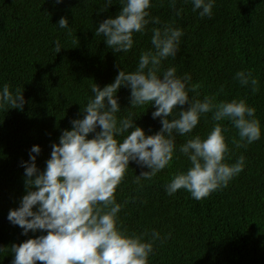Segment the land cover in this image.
Returning a JSON list of instances; mask_svg holds the SVG:
<instances>
[{
    "label": "trees",
    "instance_id": "1",
    "mask_svg": "<svg viewBox=\"0 0 264 264\" xmlns=\"http://www.w3.org/2000/svg\"><path fill=\"white\" fill-rule=\"evenodd\" d=\"M104 5L105 0H0V88L8 83L10 91L21 90L26 100L22 111L10 106L0 109V264H12L13 244L41 235L40 231L24 235L7 219L26 194L22 162L29 160L31 147H41L36 164L43 170L52 144L59 142L63 130L71 129V120L83 118L81 108L93 95L91 85L103 88L114 82L119 70H135L140 53L151 47L150 29L161 26L149 25L147 33L135 34L131 51L115 53L95 29L103 19L115 17L121 5L113 0L100 12ZM176 8H183L182 15L175 14L168 0H153L151 8L162 24L184 30L180 51L163 67L175 66L177 75H191L197 88L190 96L246 99L256 108L262 135L246 147H237L233 142L239 139L237 130L230 121L220 122L228 129L227 162L243 155L245 168L226 188L201 200L183 188L172 196L165 191L173 175L189 167L179 151L169 167L139 185L136 175L148 169L130 162L115 193L123 205L121 227L128 234L147 233L146 240L153 229L167 237L156 241L150 264H264V0H216L212 17L203 19L192 11L190 2L177 0ZM61 17H67L70 33L58 28ZM57 39L64 47L58 53ZM239 70H249L258 78L259 91L234 79ZM117 96L123 110L118 115L139 116L134 122L146 135L159 131L160 118L151 115L154 108L130 107V89L124 86ZM213 123L211 113L207 114L191 135L206 137ZM187 138L177 136V146Z\"/></svg>",
    "mask_w": 264,
    "mask_h": 264
},
{
    "label": "clouds",
    "instance_id": "2",
    "mask_svg": "<svg viewBox=\"0 0 264 264\" xmlns=\"http://www.w3.org/2000/svg\"><path fill=\"white\" fill-rule=\"evenodd\" d=\"M168 2L177 16L182 15L183 8H176L177 0ZM184 2H190L201 19L211 18L216 4V0ZM111 4L113 0H105L100 12ZM119 4L118 14L103 19L95 29V35H102L113 52L131 51L136 33H147L149 25L161 26L150 29L151 47L140 53L135 70H119L114 82L103 88L91 85L93 95L81 108L83 118L71 120V129L62 131L59 142L52 144L43 170L36 164L41 147H31L29 160L22 162L26 194L19 207L9 210L7 219L24 235L29 231H40L41 235L13 244L12 264H150L156 241L163 242L167 237L153 229L151 239L146 240L147 233L128 234L121 227L123 205L117 202L115 193L130 162L148 169L136 175L139 185L169 167L179 151L189 167L175 173L164 186L165 191L172 196L183 188L201 200L226 188L245 168L243 155L234 163L227 162L231 151L225 135L228 129L220 122L230 121L237 130L239 139L233 141L237 147L261 138L256 108L246 99L217 101L216 96L202 100L190 96L197 88L191 84V75H177L175 66L163 67L165 60L175 58L180 51L184 30L173 23L162 24L159 17L152 16L153 0H119ZM58 26L71 32L67 17H61ZM54 44L56 53L64 48L58 39ZM234 79L241 86H251L253 92L259 91V80L249 70L237 71ZM122 86L130 89V107L154 108L151 115L160 118L159 131L146 135L134 122L139 116L118 115L123 111L117 96ZM25 103L21 90L13 93L8 83L0 88V109L10 106L8 109L22 111ZM185 104L187 109L182 107ZM177 106H181L179 110ZM209 113L214 123L207 136L191 135ZM89 134H93L91 138ZM177 136L189 138L177 146Z\"/></svg>",
    "mask_w": 264,
    "mask_h": 264
}]
</instances>
